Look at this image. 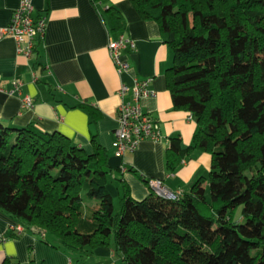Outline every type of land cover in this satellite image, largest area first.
I'll use <instances>...</instances> for the list:
<instances>
[{
  "label": "trees",
  "instance_id": "obj_1",
  "mask_svg": "<svg viewBox=\"0 0 264 264\" xmlns=\"http://www.w3.org/2000/svg\"><path fill=\"white\" fill-rule=\"evenodd\" d=\"M102 1L91 0L98 10ZM128 1L158 25L173 108L196 125L189 147L170 139L166 168L206 152L207 179L178 201L135 200L95 135L86 153L60 133L0 122V211L76 259L108 247L125 264H264V0ZM99 13L109 32L123 30L116 8ZM110 184L122 190L117 210Z\"/></svg>",
  "mask_w": 264,
  "mask_h": 264
},
{
  "label": "crops",
  "instance_id": "obj_2",
  "mask_svg": "<svg viewBox=\"0 0 264 264\" xmlns=\"http://www.w3.org/2000/svg\"><path fill=\"white\" fill-rule=\"evenodd\" d=\"M19 3L0 0V29L7 26ZM108 6L123 17L119 33L109 32L100 16ZM32 7L35 17H45L44 34L32 56L18 54L14 40L0 36V88L4 89L0 90V122L12 128L34 124L42 132L60 133L86 153H92L90 138L95 135L107 152V164L119 168V177L135 200L152 190L130 168L148 181H161L171 191L186 192L198 178L207 179L211 157L206 152L193 150L174 171L166 168L170 139L178 138L182 148L189 147L196 125L187 119V112L173 108L165 79L172 51L155 22L142 20L128 0H103L99 10L91 0H32ZM120 35L134 42L133 50L123 51L128 70L122 73L107 49L108 42ZM147 78L154 96L140 99L139 104L157 123L160 138L142 140L133 153L117 156L112 142L121 103L118 91L122 85L131 87L135 80ZM16 80L22 83L19 94H7L5 90ZM25 97L31 99V108L22 107ZM123 97L130 100V92ZM80 105L94 108V122ZM113 189L109 192L118 200L121 187ZM16 224L0 211V264L6 260L11 264H125L108 247L94 248L81 259L69 257L28 231L16 236L12 231Z\"/></svg>",
  "mask_w": 264,
  "mask_h": 264
},
{
  "label": "built area",
  "instance_id": "obj_3",
  "mask_svg": "<svg viewBox=\"0 0 264 264\" xmlns=\"http://www.w3.org/2000/svg\"><path fill=\"white\" fill-rule=\"evenodd\" d=\"M44 29L45 17L33 15L32 0H20L7 26L0 29V36L12 38L16 44V52L28 58L32 56L36 43L42 39ZM107 49L117 72H126L128 64L123 58V51L133 50L134 42L120 35L117 39L108 42ZM150 81V78L135 80L131 87L122 85L118 91L121 103L117 109V126L113 132L112 142V148L117 156L133 153L142 140L157 141L160 138L157 123L150 114L142 110L139 104L140 99L154 96V92L149 90ZM21 87L22 83L16 80L5 92L10 95L19 94ZM0 90L4 89L0 88ZM128 92H130V100H125L123 96ZM31 106V99L23 98L22 107L31 108ZM187 119L192 121V116L189 114ZM148 185L157 197L168 201H178L182 195V191H171L159 180H151ZM12 231L15 235H19L24 232V227L17 223Z\"/></svg>",
  "mask_w": 264,
  "mask_h": 264
},
{
  "label": "rangeland",
  "instance_id": "obj_4",
  "mask_svg": "<svg viewBox=\"0 0 264 264\" xmlns=\"http://www.w3.org/2000/svg\"><path fill=\"white\" fill-rule=\"evenodd\" d=\"M114 186H116V184H112V185L110 184L109 185V189H111L113 191L114 190L113 189ZM205 187L207 188V185ZM112 198H113V204H114L115 210H117L118 209V205H117L118 200H117V198L115 196H113Z\"/></svg>",
  "mask_w": 264,
  "mask_h": 264
}]
</instances>
